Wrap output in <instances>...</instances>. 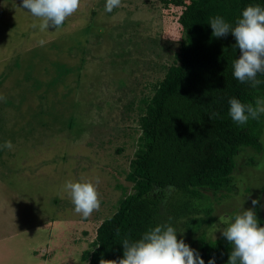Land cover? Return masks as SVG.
<instances>
[{"label":"rangeland","instance_id":"rangeland-1","mask_svg":"<svg viewBox=\"0 0 264 264\" xmlns=\"http://www.w3.org/2000/svg\"><path fill=\"white\" fill-rule=\"evenodd\" d=\"M105 3L80 0L60 28L41 31L22 0H0V264H86L98 225L133 190L139 100L175 59L183 7L121 0L107 12ZM260 140L261 151L236 155L230 189L206 191L207 238L223 237L253 199L264 220V126ZM96 178L100 207L84 218L63 185Z\"/></svg>","mask_w":264,"mask_h":264},{"label":"trees","instance_id":"trees-1","mask_svg":"<svg viewBox=\"0 0 264 264\" xmlns=\"http://www.w3.org/2000/svg\"><path fill=\"white\" fill-rule=\"evenodd\" d=\"M181 5L182 27L175 59L150 95L139 100V135L126 179L132 192L98 225L91 247L82 252L86 264L123 258L121 241L139 240L156 225L169 224L205 264H227L232 245L224 237L209 239L214 218L206 191L230 189L235 157L243 149L262 150L264 113L237 125L229 116V99L244 104L264 99V73L253 88L233 76L240 50L231 31L212 35L210 19L220 16L235 26L249 5L264 0H164ZM132 109V104L128 105ZM210 114L213 115L211 119ZM253 163L252 159L249 163ZM264 226V220L257 218Z\"/></svg>","mask_w":264,"mask_h":264},{"label":"clouds","instance_id":"clouds-1","mask_svg":"<svg viewBox=\"0 0 264 264\" xmlns=\"http://www.w3.org/2000/svg\"><path fill=\"white\" fill-rule=\"evenodd\" d=\"M121 0H106L105 11L112 12L120 6ZM80 6V0H22V7L41 23V31L54 27L60 28L65 20L73 15ZM215 37L226 36L230 31L235 37V47L240 50L239 57L233 63V76L241 83H249L255 88L261 81L258 73H264V7L249 5L242 11L235 26L216 16L208 22ZM46 43L40 40V46ZM3 99V97H0ZM229 116L240 126L248 120L258 119L264 113V99H257L253 104H244L237 98L229 99ZM213 115L210 114L211 119ZM4 148L11 149L12 142L5 141ZM92 180H68L63 191L74 205V211L88 218L100 207L97 185ZM253 208L244 209L228 221L227 226L220 229L222 236L232 245L227 264H264V226L258 223L253 209L259 199L251 201ZM123 258L117 260L101 259L99 264H205L202 257L195 252L183 239H177L176 229L169 225H156L143 236L130 242L121 241ZM208 264H216L215 257Z\"/></svg>","mask_w":264,"mask_h":264}]
</instances>
